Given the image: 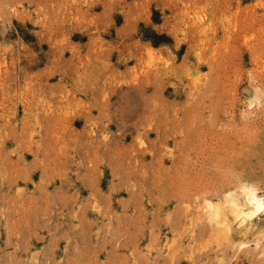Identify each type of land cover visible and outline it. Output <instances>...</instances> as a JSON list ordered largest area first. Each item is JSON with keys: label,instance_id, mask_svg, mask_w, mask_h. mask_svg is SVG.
<instances>
[{"label": "crops", "instance_id": "crops-1", "mask_svg": "<svg viewBox=\"0 0 264 264\" xmlns=\"http://www.w3.org/2000/svg\"><path fill=\"white\" fill-rule=\"evenodd\" d=\"M128 13L97 24L112 37L0 41V264H204L166 93L180 66Z\"/></svg>", "mask_w": 264, "mask_h": 264}, {"label": "rangeland", "instance_id": "rangeland-1", "mask_svg": "<svg viewBox=\"0 0 264 264\" xmlns=\"http://www.w3.org/2000/svg\"><path fill=\"white\" fill-rule=\"evenodd\" d=\"M131 9L137 35L169 38L160 50L180 66L166 93L185 106L174 110L177 164L209 231L196 253L204 264H264V209L243 219L232 203L250 190L264 202V0H0V41L112 37L97 24L125 22Z\"/></svg>", "mask_w": 264, "mask_h": 264}, {"label": "bare ground", "instance_id": "bare-ground-1", "mask_svg": "<svg viewBox=\"0 0 264 264\" xmlns=\"http://www.w3.org/2000/svg\"><path fill=\"white\" fill-rule=\"evenodd\" d=\"M258 137H261V134ZM232 203L235 206L234 211L236 212V214H238V216H241L243 219H250L259 211L264 209V202L262 201V199L256 196L255 193L251 190L246 192V200L244 205L240 206L238 203H235V201H232Z\"/></svg>", "mask_w": 264, "mask_h": 264}, {"label": "trees", "instance_id": "trees-1", "mask_svg": "<svg viewBox=\"0 0 264 264\" xmlns=\"http://www.w3.org/2000/svg\"><path fill=\"white\" fill-rule=\"evenodd\" d=\"M152 19L154 22H158V19H157V14L154 12L153 15H152ZM147 39H150V41L152 42V44L154 46H157L159 45L160 43H165L167 42L166 40L169 39L167 38L166 36L164 35H158V34H153V36H150V37H147Z\"/></svg>", "mask_w": 264, "mask_h": 264}, {"label": "built area", "instance_id": "built-area-1", "mask_svg": "<svg viewBox=\"0 0 264 264\" xmlns=\"http://www.w3.org/2000/svg\"><path fill=\"white\" fill-rule=\"evenodd\" d=\"M7 28H10V24H7Z\"/></svg>", "mask_w": 264, "mask_h": 264}]
</instances>
